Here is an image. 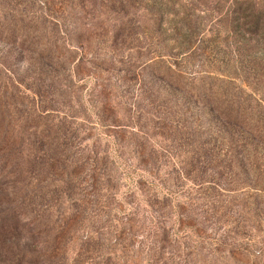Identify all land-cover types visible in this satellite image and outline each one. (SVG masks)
Instances as JSON below:
<instances>
[{
	"label": "rangeland",
	"instance_id": "374dc122",
	"mask_svg": "<svg viewBox=\"0 0 264 264\" xmlns=\"http://www.w3.org/2000/svg\"><path fill=\"white\" fill-rule=\"evenodd\" d=\"M263 19L264 0H0V76L86 159L69 192L33 161L31 234L15 239L55 237L51 264H264V150L220 149L228 133L202 111L197 133L175 132L179 98L157 78L162 61L230 72L264 110Z\"/></svg>",
	"mask_w": 264,
	"mask_h": 264
},
{
	"label": "trees",
	"instance_id": "16d2710c",
	"mask_svg": "<svg viewBox=\"0 0 264 264\" xmlns=\"http://www.w3.org/2000/svg\"><path fill=\"white\" fill-rule=\"evenodd\" d=\"M254 23L258 25V19H255ZM261 26L264 27V19ZM186 30L192 33L189 27ZM162 62L157 78L164 89L177 93L179 98L178 102L174 103L175 110L171 109L167 112L170 128L180 133H184L187 129L197 133L196 129L199 128L201 120L198 122L195 113L202 111V115L206 117L209 115L210 121L222 124V128L228 133L220 149L225 152L236 149L239 154L244 155L251 154L250 151L248 152L249 148L254 149L253 151H256L257 147L264 150V110H258L257 105L251 103L255 101L251 96L247 102L243 101L240 93L244 91L239 86L238 89H234L231 81L235 77H232L230 72L226 75L222 74L224 75L222 79L211 76L190 78L184 71L175 68V63ZM17 88L15 81L0 76V264H44L45 262L51 264L49 260L57 255L55 237L44 236L41 232L39 233L41 241L32 242L30 236H20L15 239V235L22 234V231L31 234L29 232L31 229L28 227L30 222H22L23 219H27L22 217L23 204L29 199H25L26 194L23 196L21 192L25 188L29 192L34 191L30 189L32 183H29L31 179H35L31 171L33 161L37 162L40 169L46 166L47 170L54 174L57 171L64 173L60 181L65 185H61L69 192L72 186H76L75 182L78 187L80 186L79 178L74 180L72 173L77 167L79 170L80 164L83 166L86 159L71 156L67 146L70 137L68 133L71 132L62 130L60 133L57 125L55 127L44 123L41 125L33 119L35 116L32 117L30 113L33 109L31 101L27 103V97L20 94ZM33 94L39 96L36 90ZM35 129H40L38 136L31 137L32 130ZM206 131L204 134L211 135V140L216 139L212 138L214 133L211 128ZM51 132L53 133L50 135ZM62 136L65 138L59 142L61 139L59 137ZM51 142L55 143L52 147ZM203 149L210 154L215 151L211 145L200 150ZM220 149L218 150L222 151ZM84 174L91 180L92 175L89 171L82 173ZM80 179L82 180L81 176ZM50 183L54 184V182ZM50 188L48 192L55 191L52 186ZM152 256L155 254L153 253ZM155 261L156 259L151 264H156Z\"/></svg>",
	"mask_w": 264,
	"mask_h": 264
}]
</instances>
